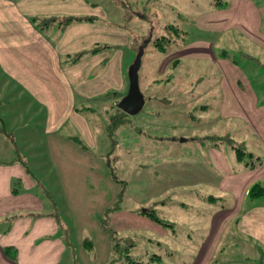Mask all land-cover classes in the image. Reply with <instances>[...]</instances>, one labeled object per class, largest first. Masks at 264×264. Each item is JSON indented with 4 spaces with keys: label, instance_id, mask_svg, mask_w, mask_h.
<instances>
[{
    "label": "crops",
    "instance_id": "crops-1",
    "mask_svg": "<svg viewBox=\"0 0 264 264\" xmlns=\"http://www.w3.org/2000/svg\"><path fill=\"white\" fill-rule=\"evenodd\" d=\"M242 1L235 14L253 15L246 27L264 51V0ZM107 10L94 0H0V264H110L113 239L104 219L123 237L148 228L150 237H165L151 239L160 246L176 234L173 223L121 206L119 184L109 193L101 187V169L88 165L96 141L91 115L127 94L133 63L126 65V52L116 50L129 39ZM68 16L88 19L42 26L46 18ZM250 93L252 101L239 106L257 147L246 151L249 160L236 156L244 161L239 172L213 163L223 182L239 174L244 179L228 185L231 201L226 195L205 199L213 210L205 221L197 215L200 245L192 264H264V193L250 194L254 184L264 187V104L254 88ZM44 158L46 165L38 162ZM111 206L116 209L109 217ZM184 238L192 239L188 232Z\"/></svg>",
    "mask_w": 264,
    "mask_h": 264
},
{
    "label": "rangeland",
    "instance_id": "rangeland-1",
    "mask_svg": "<svg viewBox=\"0 0 264 264\" xmlns=\"http://www.w3.org/2000/svg\"><path fill=\"white\" fill-rule=\"evenodd\" d=\"M94 1H101L110 19L125 30L129 42L116 50L126 52V65L148 42L139 72L147 100L137 114L120 109L118 97L107 109L96 108L97 114L91 115L96 141L88 165L101 169V187L109 193L111 184H119L121 206L153 209L176 230L162 246L151 239L165 241V237H150L148 228L126 237L113 232L120 242L114 261L126 262L125 248L131 243L129 255L145 264H192L200 245L195 238L197 215H205V221L213 210L205 199L226 195L231 201L228 185L244 176H226L223 182L222 171L232 174L242 169L244 161L236 158L238 147L245 151L257 147L244 106H239L252 101L251 88L264 104V51L246 27L253 15L235 14L241 0ZM163 35L176 40L165 50L155 45ZM208 41L209 47L203 44ZM185 43L190 46L185 48ZM22 160L31 168L36 165L35 159ZM38 162L48 163L45 158ZM213 163L221 165L220 176ZM115 209L110 207L109 217ZM187 232L192 239L184 238ZM167 247L173 254H167ZM153 254L161 258L151 260ZM236 255L244 254L241 250Z\"/></svg>",
    "mask_w": 264,
    "mask_h": 264
},
{
    "label": "trees",
    "instance_id": "trees-1",
    "mask_svg": "<svg viewBox=\"0 0 264 264\" xmlns=\"http://www.w3.org/2000/svg\"><path fill=\"white\" fill-rule=\"evenodd\" d=\"M82 19H88V18H85V17H80V16H68V17H65L63 19H58L56 17H51V18H46L42 21V26H47L55 21H58L61 25H68L76 20H82ZM89 19H93L92 17L89 18ZM171 27H173L174 29H177L175 26L173 25H170ZM172 41H176L174 39H171L170 37L168 36H161L160 38H157V40L155 41V45L160 48L161 50H165L166 49V45ZM184 42V41H183ZM99 49V47H94L91 49V52H95ZM139 51V50H138ZM84 52H81V53H78L76 54L75 58L74 59H78L80 58L82 55H83ZM147 98H151L150 96L147 97ZM147 100V99H146ZM238 152H237V155H238V158L240 160L244 159V157L246 156V154H251V153H247L242 147H238ZM264 193V187L260 184V183H256L254 184L251 189H250V194L253 195V196H259L260 194H263ZM143 214H146L148 215L150 218H152L153 220L161 223V224H164V225H171L169 224L168 222H165L163 221L157 214L156 212L153 210V209H145L144 211H142ZM103 224L104 226L106 227V229H108V231L111 233V236H112V239H113V249H114V253L115 255L117 253H120V242L116 241L115 240V236L113 235V232H116L114 230H112L110 228V226L108 225V221L107 219H104L103 221ZM134 244H129L128 247L125 248L126 250V262H124L123 264H145L143 261L141 260H137V259H133L130 255H129V247L133 246ZM158 258L160 257L159 255H153L152 258ZM115 261L114 259L110 262V264H114Z\"/></svg>",
    "mask_w": 264,
    "mask_h": 264
},
{
    "label": "water",
    "instance_id": "water-1",
    "mask_svg": "<svg viewBox=\"0 0 264 264\" xmlns=\"http://www.w3.org/2000/svg\"><path fill=\"white\" fill-rule=\"evenodd\" d=\"M148 42H145L140 46L139 51L133 61V63L129 67V90L126 95L122 97V99L118 102L117 106L122 109L124 112L129 114H137L139 113L145 103L146 97L141 90L140 86V69L142 66V59L145 52V45Z\"/></svg>",
    "mask_w": 264,
    "mask_h": 264
}]
</instances>
